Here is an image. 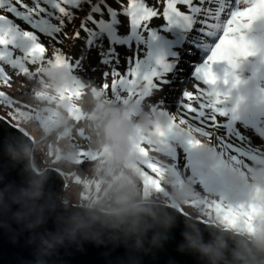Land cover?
I'll list each match as a JSON object with an SVG mask.
<instances>
[{
    "label": "snow or ice",
    "instance_id": "obj_1",
    "mask_svg": "<svg viewBox=\"0 0 264 264\" xmlns=\"http://www.w3.org/2000/svg\"><path fill=\"white\" fill-rule=\"evenodd\" d=\"M159 2L156 0L150 5L148 0H115L118 7H113L110 0H31V3L26 0H0V81L8 84L11 79L3 64L17 69V74H28V64L45 61L50 64L55 62L69 74L81 73L85 71L84 50L96 49L100 64L109 69L103 73L106 89L112 87L136 93L143 87L154 95L180 78L179 74L184 71L180 67L182 54L191 56L194 50L208 44L212 51L203 65H198L200 58L188 63V75L195 82V93L184 88L167 102V106L163 98L154 105L159 115L167 119V125L158 129V134L162 138L165 154L169 149L168 137L183 130L190 136L203 138L190 140L193 147L201 145L203 140L211 146V151L220 162L231 159L242 169V174L245 169L250 171L248 161L258 160L264 152L250 151L233 142L244 141V138L228 123L229 109L224 107L228 94L220 89L221 83L236 87L239 80L233 79L232 72H226L221 79L213 65L226 62L230 68H235L240 59L264 55V48L258 47L248 35L256 21L264 20V0H236L234 7L226 4V0H218L216 8L211 5L217 0H165L162 12ZM178 6H184V10ZM222 15L225 16L223 20ZM154 18L164 20L158 26L160 31L167 27H180L187 47L177 49L179 58L161 57L156 60L155 66L143 70L140 57L145 49L137 40L155 34L153 30L157 28L150 27ZM77 19L79 26L73 25L71 34L65 31V21L71 24ZM16 20H22L32 30L22 28ZM122 25L128 27L127 34H121ZM41 36L47 39V45L41 42ZM69 40L73 41V46L75 41H83L84 49L80 56H67L62 48L57 47L65 46ZM132 42L137 44L136 58L134 61L132 57L127 58L128 66L121 72L116 46H129ZM17 51L21 55H16ZM49 51L52 54L50 58L46 57ZM92 70L96 71L95 68ZM109 76L113 78L111 85L107 83ZM170 76L175 79H170ZM201 84L206 87H201ZM259 99L264 102V89L260 90ZM218 116L227 118V122L222 125L217 123ZM221 127L225 130L223 134L206 130ZM166 167L167 164L159 160L148 162V169L156 173ZM201 204L200 213L207 217L203 220L204 224L215 215L226 226L233 228L238 227L242 219L251 228L254 217L264 211L255 207L246 210L243 205L233 206L215 198L205 199Z\"/></svg>",
    "mask_w": 264,
    "mask_h": 264
},
{
    "label": "rangeland",
    "instance_id": "obj_2",
    "mask_svg": "<svg viewBox=\"0 0 264 264\" xmlns=\"http://www.w3.org/2000/svg\"><path fill=\"white\" fill-rule=\"evenodd\" d=\"M233 1L234 0H226V4H231L233 6ZM148 2L152 5L156 3V0H148ZM211 6L216 8L218 6V0ZM158 7L162 12L165 7V0H160ZM178 7H181V9L184 10V6ZM86 8L87 6H85V9ZM224 18L225 16L222 15L221 19L223 20ZM16 23L22 28L32 30L29 29L28 25L22 20H16ZM65 23L67 24L65 31H68L70 34L74 30L73 25H76L77 27L79 26L78 19L73 20L71 24H68L67 20ZM163 23V18H154L150 23V27L157 28L153 30L155 34L148 35L146 39L138 38L137 40L138 44H143V46L140 47H144L145 49L140 57L142 58L140 63L143 70H148L155 66V62L158 58H179L177 49H180L183 46L185 48L187 47V45H184L185 36L181 28L167 27L164 31H160L158 26ZM254 24L256 32L253 36L255 37L253 40L257 41L261 37V28L264 25V20L256 21ZM128 31L129 29L126 25L121 26V34H127ZM81 35L83 36L84 33L81 32ZM145 35H147V33H145ZM41 42H44L47 45V39L44 36H41ZM57 47L62 48L67 56L75 58L81 55V50L84 49V44L83 41H75L73 46V41L69 40L65 42V46L57 45ZM105 47H107V41H105ZM211 49V46L204 44L199 50H194L191 56L182 54V63L180 67H182L184 71L179 74L180 78L176 80L175 83L165 85L163 91L155 92L154 95L145 91L144 88L141 87L136 93H131L132 103L125 108H122L123 106H121L122 99L126 94L129 95V93L112 87L106 89L103 86L105 82L103 73L109 69L107 66L100 64V56L96 49H92L91 51L84 50L83 54L85 59L83 60V65L85 71L81 73L73 72L69 74L62 67L57 66L55 62L51 64L46 61L37 63L46 69L47 77L55 76L63 85H68L75 91L82 89V97L84 99L83 108H77L72 112L71 120L66 126L59 128L58 131L44 137L43 139L40 137L42 135V129L38 123V117L40 115H38L36 111H30L32 110L30 104H33V88L26 83L25 76H21V74H17L15 71L12 72L11 76L13 79V85L7 84L5 86L6 89L0 86V96L3 97L0 99V113L5 115L9 120L15 122V127L17 126V128L33 138L34 144L30 155L31 167L39 173H42L47 168H55L60 171L65 177V188L60 193L61 201L68 205L82 206L84 202H87L90 198H97L102 192L103 178L99 167L101 152L98 147L99 132L98 125L96 124L97 116L101 112L113 109L120 110L123 113L122 109H124L123 115L127 118L129 123L132 124L134 129L133 135L129 137L130 144L127 157L129 164L126 165V168L130 167L133 172L143 175V182L145 184L144 189H137L136 187L134 188L131 186V190L133 193L138 194L143 201L151 200L152 202H160L169 205L165 199L167 194L162 186L164 177L161 178L158 176V173L148 169V162H155L152 160L147 150L144 149V147L155 146L151 140V137L153 136L159 137V144L162 143V138L158 134V129L167 125V119L162 118L159 115L154 105L157 101L163 98L167 106V102L173 100L184 88L192 91L193 83L195 82L188 75L190 72L188 63L200 58L198 65H203L210 56ZM116 50L119 53L120 58L119 69L123 72L128 66L127 58L132 57V53L129 50V46L117 45ZM161 50H164L165 52H161ZM15 54L21 55L19 51ZM51 55L50 51L46 53V57L50 58ZM93 68H95L96 71H93ZM240 68L247 71L245 75L240 76L239 74L243 73L236 70L237 75L243 80L249 76L251 72L249 58L241 64ZM230 70L231 72L233 71L232 68H230ZM64 77H66L68 81H65L63 79ZM170 79H175V77L170 76ZM112 80V76H109L107 78V83L111 85L113 83ZM1 89H3V91H1ZM43 107L44 105L42 104L41 111L45 110ZM224 107L229 109L228 123L232 125L233 129L237 130L238 134L243 135L244 138V141L234 140L233 142L238 146L247 147L250 151L259 150L260 152H264V128L260 126L259 119L251 116L237 119L232 113V105H230V103L227 104L225 102ZM169 110L171 111V108H169ZM144 116H147L148 118L146 123H142V118ZM226 122L227 118L217 117V123L222 125ZM192 123L195 124L196 122L193 121ZM26 125L28 126V129ZM206 130H212L218 134H223L225 131L222 127L212 129L206 128ZM192 139L203 138L190 136L183 130L174 132L168 137V141L172 142L173 149L179 156L181 154H188L198 157L199 152H197L195 147L190 143V140ZM201 142L204 146L211 147L209 144L204 143L203 140H201ZM204 146L202 149H204ZM141 149H143V151H141ZM93 159H95V162L85 163V161L88 160V162H90V160ZM250 162L254 161H248L249 169ZM183 164L184 162L181 161L177 165L182 166ZM207 167L209 168L207 169L208 171H205L207 179L206 183L210 185L213 184L216 192L209 194L204 191V188L200 187L202 194H204V200L215 198L226 204L237 206L247 194L246 190H250L251 188V170L249 171L248 169H245L242 174V169L236 166L231 159H226L223 162L216 161ZM225 168L228 171L227 173H223L222 171ZM166 171H164V169L161 170L164 175L167 173ZM216 171L219 172L221 176H223L221 172L226 174L224 175L226 177H218L214 174ZM230 174L238 175L242 182L241 191L239 195L235 196V198L233 188L227 181V177ZM215 177H218V179L216 178V181H213L212 179ZM128 183L131 185L130 182ZM164 200L165 202H163ZM191 211L192 209L183 208V211L181 212L188 215L189 213L191 214ZM197 215L202 217V221L207 219V217H204L200 212H198Z\"/></svg>",
    "mask_w": 264,
    "mask_h": 264
},
{
    "label": "clouds",
    "instance_id": "obj_3",
    "mask_svg": "<svg viewBox=\"0 0 264 264\" xmlns=\"http://www.w3.org/2000/svg\"><path fill=\"white\" fill-rule=\"evenodd\" d=\"M256 43L258 47L264 48V43ZM245 60L240 59L237 67L232 68V77L234 80L238 78L237 86L241 88L244 84L236 70ZM147 120V116H144L142 123ZM96 124L101 152L99 167L103 178L102 192L97 198H90L83 203L87 220L81 214L70 218L75 225L73 233L93 227L96 223L112 229L130 225L127 236L134 239L137 252L162 247L180 226L181 220L169 212L161 224L153 209L132 192L127 178L134 179V175L130 167L126 168L129 164V137L134 133L132 124L120 110L115 109L99 113ZM151 140L153 145L161 147L159 137L153 136ZM249 167L251 188L246 190L247 194L238 205H243L246 210L252 207L264 210V163L250 162ZM121 170H125V177L120 176ZM180 175L182 183L177 182V176L172 172L165 173L162 181L165 193L178 208L192 209L191 214L183 220V240L178 250L182 254L197 256L202 264H264V211L254 217L251 228L243 219L238 227H228L215 215L208 220L207 227H202L197 215L204 200L202 192L183 172ZM227 181L233 188L235 198L242 188L241 179L236 174H230ZM44 197V181L39 178L18 193L0 192V217L11 215L17 223L28 227L43 224L49 211L42 203ZM32 215L37 217L34 223L30 220ZM157 228L163 231H155Z\"/></svg>",
    "mask_w": 264,
    "mask_h": 264
},
{
    "label": "water",
    "instance_id": "obj_4",
    "mask_svg": "<svg viewBox=\"0 0 264 264\" xmlns=\"http://www.w3.org/2000/svg\"><path fill=\"white\" fill-rule=\"evenodd\" d=\"M33 144L30 136L0 116V192L18 193L34 179H42V203L49 209L45 222L36 227L17 223L11 215L0 217V264H202L197 256L178 250L187 215L165 203L145 201L161 224L169 212L178 216L181 223L162 247L151 251H136L134 239L127 236L130 225L112 229L96 223L74 234L75 225L70 218L81 214L87 220L85 209L61 201L65 177L60 171L47 168L39 173L31 167ZM36 219V215L30 217L33 223ZM199 222L207 227L201 219Z\"/></svg>",
    "mask_w": 264,
    "mask_h": 264
},
{
    "label": "trees",
    "instance_id": "obj_5",
    "mask_svg": "<svg viewBox=\"0 0 264 264\" xmlns=\"http://www.w3.org/2000/svg\"><path fill=\"white\" fill-rule=\"evenodd\" d=\"M129 50L132 53V58L134 61L136 58L135 42H132L131 45H129ZM3 66L5 68V71L9 74L10 77L12 76L13 71H15L16 73L18 72L17 69H13L8 64H3ZM27 66L29 67L28 74H21V76H25L26 83H28V85L32 86L33 88L32 90L33 104H30L32 109L30 111L31 112L36 111L38 115H40L38 117V123L42 129V135L40 137L41 139H43L44 137L49 136L52 133L58 131L59 128L66 126V124L71 120V114L72 112H74L75 109L80 107L83 108L84 106V99L82 97L83 90L81 89V90L73 91L71 87H64L57 77L55 76L47 77L46 69L40 64H37L35 66L28 64ZM12 80L13 79L11 78L8 84L13 85ZM6 85L7 84H5L3 81H0V86L3 87L4 89H6L5 88ZM1 91H3V89H1ZM131 103H132L131 93H129V95L126 94L122 99L121 106H123L122 108H125L127 105H130ZM42 104L44 105L43 108H45L44 111L40 110L42 108ZM0 116L7 119L10 125L13 126L16 125L15 122L9 120L2 113H0ZM26 127L28 129L27 125ZM167 142L169 144V149L166 154L163 143L160 144L161 147L148 146V147H144V149L147 150L148 154L151 156L154 162L159 160L161 161L162 164H167V167L163 168L164 171L167 170L166 172H172L176 174L178 183H182V178L180 173L183 172L185 177H188L192 181H194L199 188L200 187L204 188V191H206L207 193L211 194L216 192V189L213 187L214 186L213 184L210 185L206 183L207 179H206L205 171H208L207 170L208 167L195 156L188 154H181L180 156L182 157H180L174 151L172 142L171 141H167ZM181 161H183L184 164L182 166L177 165ZM93 162H95V159L90 160V162H88V160L85 161V163H93ZM214 174H216L218 177L223 178V176H221L217 171ZM133 175H134V179L131 177L127 178L128 182L131 183V186L134 188L136 187L137 189L140 188L144 189L145 184L143 182V175H141L140 173L137 174L136 172H133ZM120 176L125 177V170H121ZM158 176L163 178L165 175L162 172H159ZM218 177H215L212 180L216 181V178L218 179ZM165 199L167 200L169 205L178 208L174 204V202L170 200L168 196ZM163 202H165V200ZM178 209L180 211H183V208H178ZM198 217L199 219H202V217L200 216Z\"/></svg>",
    "mask_w": 264,
    "mask_h": 264
},
{
    "label": "bare ground",
    "instance_id": "obj_6",
    "mask_svg": "<svg viewBox=\"0 0 264 264\" xmlns=\"http://www.w3.org/2000/svg\"><path fill=\"white\" fill-rule=\"evenodd\" d=\"M26 2H28V3H31V0H26ZM110 3L112 4V6H118V5H116V3H115V0H110ZM243 5V4H242ZM241 5V7H244V5L242 6ZM255 24H253V27H252V29L249 31V37L251 38V39H254L255 37H253L254 36V34H255V32H256V27L254 26ZM261 30H262V32H261V36L264 34V25L262 26V28H261ZM260 39V38H259ZM258 39V40H259ZM257 40V41H258ZM211 51H212V49H211ZM211 55V54H210ZM256 58H257V56H255ZM256 58H254V56L253 57H249V63H250V65H251V68H252V64L253 63H251L253 60H255ZM208 60V59H207ZM263 60H264V57H263ZM251 61V62H250ZM230 66L226 63V62H218V63H216L215 65H213V69H214V71L217 73V75L219 76V77H221L223 74L225 75V73L226 72H231V70H230V68H229ZM240 73H243V74H239L240 76L241 75H245L246 73H247V71H244L243 69H241V68H239V69H237ZM248 78H249V80H250V86H249V88H248V90H254V89H258V88H264V87H262V86H264V73L262 74L261 73V75H259V76H254L252 73H250V75L248 76ZM194 84V83H193ZM201 87H206V86H203L202 84H201ZM236 87H238V86H236ZM235 87V88H236ZM247 90V91H248ZM192 91L195 93V89H194V87H192ZM225 102L227 103V104H229L230 103V105H232V104H234V99L233 98H231V97H229V96H227V99L225 100ZM233 112V111H232ZM234 113V112H233ZM248 116H251V117H254V118H257V119H259V121H260V126L262 127V128H264V116L263 115H261L260 113H258V112H251V111H238L237 113H236V118L238 119V118H241V117H243V118H245V117H248ZM232 119H234V118H232Z\"/></svg>",
    "mask_w": 264,
    "mask_h": 264
}]
</instances>
